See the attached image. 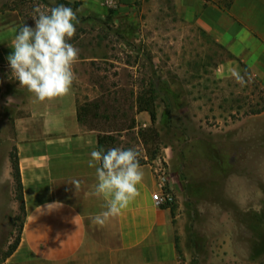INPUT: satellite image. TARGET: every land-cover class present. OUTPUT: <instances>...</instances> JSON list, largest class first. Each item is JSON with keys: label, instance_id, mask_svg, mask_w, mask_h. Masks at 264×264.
I'll return each mask as SVG.
<instances>
[{"label": "rangeland", "instance_id": "obj_1", "mask_svg": "<svg viewBox=\"0 0 264 264\" xmlns=\"http://www.w3.org/2000/svg\"><path fill=\"white\" fill-rule=\"evenodd\" d=\"M101 2L104 18L84 14L80 1L0 0V10H18L33 27L36 8L64 4L76 11L79 23L68 42L78 58L97 57L77 67L78 102L101 99L95 130L115 139L101 148L135 149L139 163L154 155L153 163L173 177L180 264H243L246 249L264 246V111L253 113L264 104V88L243 68L244 87L216 71L220 50L203 33L177 29L182 20L174 0H136L133 19L144 26L133 41L132 29L120 30L113 20L118 1L115 7ZM149 87L157 120L149 117L138 129L135 100ZM20 93L10 67H0V262L14 247L24 215L11 164L13 103ZM115 113L119 122L134 117L135 127L116 132ZM149 127L158 137L143 144L138 132ZM228 252L233 257L226 258Z\"/></svg>", "mask_w": 264, "mask_h": 264}, {"label": "crops", "instance_id": "obj_2", "mask_svg": "<svg viewBox=\"0 0 264 264\" xmlns=\"http://www.w3.org/2000/svg\"><path fill=\"white\" fill-rule=\"evenodd\" d=\"M46 1L52 5L80 1V8L86 5L81 8L84 14L101 18L107 14L101 0ZM135 1L118 0L119 6L111 11L116 27L132 29L131 41L144 26L133 19L138 9ZM174 6L182 20L177 29L192 28V35L196 30L198 37L203 33L235 56L216 71L231 75L244 64L264 88V0H174ZM24 24L33 27L18 10H0V67H10L7 57L13 49L9 44ZM90 59L97 57L78 58L74 64L75 80L67 96L35 104L20 88L19 99L13 103V141L24 215L19 240L0 264H180V232L174 223L178 214L173 206L159 207L152 200L157 190L155 159L140 164L144 173L137 186L140 195L104 228L92 223L95 215L106 210V201L91 195L96 177L88 160L98 149V131L77 118L76 71ZM136 118L141 120L138 129L148 126L146 111ZM73 180L80 182L78 190ZM168 185L174 194L179 192L169 172ZM53 203L60 206L49 212L44 206ZM250 250L243 252L242 263L264 264V246ZM228 257L233 256L228 252Z\"/></svg>", "mask_w": 264, "mask_h": 264}, {"label": "clouds", "instance_id": "obj_3", "mask_svg": "<svg viewBox=\"0 0 264 264\" xmlns=\"http://www.w3.org/2000/svg\"><path fill=\"white\" fill-rule=\"evenodd\" d=\"M32 19L35 26L24 24L11 40L9 46L13 51L7 60L12 79L31 95L33 103L40 104L67 96L71 91L79 50L68 41L76 33L79 18L71 7L59 4L47 12L36 8ZM231 76L241 87L249 82L238 69H233ZM138 157L139 153L132 148H99L90 153L88 166L95 169L96 177L91 195L106 201V210L92 218L94 226H107L140 195L137 186L144 173ZM71 184L79 189V181L73 180ZM59 206L53 203L44 207L51 212Z\"/></svg>", "mask_w": 264, "mask_h": 264}, {"label": "trees", "instance_id": "obj_4", "mask_svg": "<svg viewBox=\"0 0 264 264\" xmlns=\"http://www.w3.org/2000/svg\"><path fill=\"white\" fill-rule=\"evenodd\" d=\"M215 45L217 46L218 50H220V55L223 56V58H220V62H224L226 60H233L236 59L235 56L230 53L225 47H223L222 45H220L219 43H215ZM242 68L246 71H248V68L246 65L241 64ZM248 75H249V71H248ZM153 86V88H156V83L155 81L151 82V87ZM117 92V90H116ZM136 103V112L139 113L141 111H146L149 114L150 117V121L152 124H154L157 120V114H156V105H155V97H154V92L152 90V88H148L145 89L144 91L140 92L135 100ZM102 104L101 99H93V100H87L84 99L82 102H78L77 100V118L78 120L84 125L86 126L88 129H98L97 125H95L94 120H98L99 117H101L98 114V110L100 108ZM169 105V103H168ZM116 111H119V107H116ZM264 111V104L257 110H255L253 113H259ZM114 118H116V132H119L121 130H127V129H132L135 127L136 125V121L134 119V117H131L129 119H122L120 122L119 120H117V116L116 113L113 116ZM110 120V117H108ZM109 132V131H107ZM138 136L139 139L141 140V142L143 144H146L148 139H150L151 141H155L158 137V132L154 127H149L146 129H140L138 132ZM97 140H98V149L101 148V144L105 143V144H112L115 139L112 135H109L108 133H102V131H99L97 134ZM153 156H150V158L153 159ZM144 162H140V164H142ZM11 164H12V169H13V177L16 183V186L19 190V208L20 210H22L24 212V204H23V197H22V186H21V182H20V174H19V166H18V159L16 154L14 153L11 156ZM173 204L170 205V207H172ZM19 240V236L16 240V243L14 245V247L12 248V250L15 248L17 242ZM11 250V251H12ZM10 251V252H11ZM9 252V253H10ZM8 253V254H9Z\"/></svg>", "mask_w": 264, "mask_h": 264}, {"label": "built area", "instance_id": "obj_5", "mask_svg": "<svg viewBox=\"0 0 264 264\" xmlns=\"http://www.w3.org/2000/svg\"><path fill=\"white\" fill-rule=\"evenodd\" d=\"M118 0H104V4L109 7L117 6ZM157 179V190L152 193V200L156 206H170L174 203V193L168 185V171L162 164L152 166Z\"/></svg>", "mask_w": 264, "mask_h": 264}]
</instances>
